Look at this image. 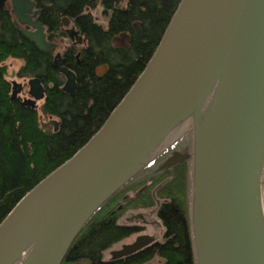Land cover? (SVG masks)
I'll list each match as a JSON object with an SVG mask.
<instances>
[{"label": "water", "instance_id": "obj_1", "mask_svg": "<svg viewBox=\"0 0 264 264\" xmlns=\"http://www.w3.org/2000/svg\"><path fill=\"white\" fill-rule=\"evenodd\" d=\"M6 0H0V11ZM17 27L41 52L54 48L29 14L30 0H11ZM38 11L32 13L36 17ZM66 36L84 42L69 20ZM31 28V30H30ZM62 91L76 95V76L57 53ZM220 90L204 148L192 144L191 231L197 264H264V0H181L142 73L100 129L32 188L0 224V264L27 252L22 264H61L92 214L125 181L132 165L177 120L195 110L212 86ZM23 107L37 110L46 89L27 81ZM23 85L11 82V99ZM53 131L59 122L50 120ZM189 158L173 152L156 171ZM145 167V166H144ZM121 183V184H120ZM202 205L194 234V195ZM111 253L120 260L148 247L143 237Z\"/></svg>", "mask_w": 264, "mask_h": 264}, {"label": "trees", "instance_id": "obj_2", "mask_svg": "<svg viewBox=\"0 0 264 264\" xmlns=\"http://www.w3.org/2000/svg\"><path fill=\"white\" fill-rule=\"evenodd\" d=\"M181 0H36L48 40L62 46L63 65L76 76V95L62 91L54 49L39 51L0 11V224L40 181L69 160L104 124L156 50ZM98 15V17H96ZM84 38L78 46L62 19ZM104 23L102 22L103 20ZM22 60L18 76L38 78L46 89L40 111L56 118L58 131L40 122L38 110L11 99L3 62ZM192 131H185L109 197L80 230L61 264H197L190 225ZM188 148L181 164L156 171L169 152ZM264 198V176H263ZM153 209L165 231L161 241L118 261L104 253L132 228L118 224L134 210Z\"/></svg>", "mask_w": 264, "mask_h": 264}, {"label": "bare ground", "instance_id": "obj_3", "mask_svg": "<svg viewBox=\"0 0 264 264\" xmlns=\"http://www.w3.org/2000/svg\"><path fill=\"white\" fill-rule=\"evenodd\" d=\"M220 90V81H217L207 93L201 104L187 115L177 120L149 149H147L140 158L132 165L130 170L124 175L123 181L135 174L142 167L147 165L152 159L158 156L166 147L176 141L184 131L193 127L195 131V151L196 153L204 148L209 127L213 118L218 93ZM121 184V183H120ZM202 205L197 194L194 195V234L196 241L199 237V216ZM27 252L14 260L11 264H22Z\"/></svg>", "mask_w": 264, "mask_h": 264}, {"label": "rangeland", "instance_id": "obj_4", "mask_svg": "<svg viewBox=\"0 0 264 264\" xmlns=\"http://www.w3.org/2000/svg\"><path fill=\"white\" fill-rule=\"evenodd\" d=\"M96 17H98V15H96ZM103 20V19H101ZM105 20H103L102 22L104 23ZM61 49H62V46L60 47H57V49L55 50V53L56 52H61ZM54 53V54H55ZM4 65L6 66V77H7V80L10 81V83L12 81H15L17 83H20L23 85V90L22 92L20 93L19 95V98L20 99H23V98H29L28 94H27V91H28V87H27V81L30 79V78H27V77H20L18 76V72H19V69L21 68V66L23 65V62L22 60H19V59H13V58H8L5 60V62H3ZM43 104V101L41 102H38V113H39V116H40V122L42 125L46 124V123H49V121L52 119V120H56V118H50V117H47V116H44L41 111H40V107L41 105ZM187 130H190L192 131V136H193V129L191 126H189L185 131ZM184 131V132H185ZM187 151V147H184V149H180L179 151L177 150V152H182L183 150ZM176 152V151H175ZM189 154V153H188ZM171 154L169 153L167 155L166 158H169ZM165 159H163L160 163V165H162V163L165 162ZM159 165V166H160ZM158 166V167H159ZM157 167V168H158ZM191 201H192V193H191ZM190 213H191V206H190ZM144 216H145V219L148 221V224L145 223L146 225V230L145 231H142V233H140L139 235H146V236H150V237H154L156 238V240L158 241H161L162 237H163V234H164V227L161 225L159 219L156 217L155 213L151 212V211H144ZM190 221H191V217H190ZM120 224H128L124 221V219L122 218L120 221H119ZM141 225H143L141 223ZM191 225V224H190ZM135 238V237H134ZM134 238H129L127 239L126 241L120 243V244H116L114 245L111 249L107 250L105 253H104V260L105 261H109L111 256H110V253L112 251H116V250H119L121 248V245H124V244H129L131 243ZM161 262V259L158 258V257H153L148 263L146 264H159Z\"/></svg>", "mask_w": 264, "mask_h": 264}, {"label": "flooded vegetation", "instance_id": "obj_5", "mask_svg": "<svg viewBox=\"0 0 264 264\" xmlns=\"http://www.w3.org/2000/svg\"><path fill=\"white\" fill-rule=\"evenodd\" d=\"M31 2H35L36 3V0H30ZM3 10H6V11H8L9 12V16H10V18H12V20H13V23H14V25L16 26V24L15 23H18V21H17V18H16V16H15V14H14V12H13V10H12V6H11V0H6V2H5V5H4V8H3ZM2 10V11H3ZM38 11V8H37V4H36V7H34L33 9H32V12H31V14H29V17H31V20L32 21H34V20H38L39 21V19H38V15L34 18V17H32V13L34 12V11ZM39 12V11H38ZM17 27V26H16ZM20 30H21V32H22V29H24L25 28V26L24 25H20L19 27H18ZM68 28H72V26H71V24H70V22H69V26H68ZM74 28V27H73ZM30 30H31V28H30ZM62 30L64 31V33H65V30H66V27H64V25H63V22H62ZM45 34H46V38H47V40H48V37H47V30L45 29ZM65 35H66V33H65ZM83 38V37H82ZM69 39V38H68ZM70 40V39H69ZM83 40H84V38H83ZM49 41V40H48ZM71 41V40H70ZM50 42V41H49ZM72 42V44H77L76 43V41H71ZM85 42V41H84ZM84 42H82V44H77L78 46H80V45H83L84 44ZM50 43H52V42H50ZM53 45H54V53H55V50H56V45L54 44V43H52ZM57 53H60L61 54V52H56L55 54H54V57H55V55L57 54ZM62 56V55H61ZM54 57H53V60H54ZM23 90V89H22ZM19 98V97H18ZM20 99V98H19ZM24 99V98H23ZM20 100H22V99H20ZM167 148V147H166ZM165 148V149H166ZM164 149V150H165ZM184 149V148H183ZM163 150V151H164ZM177 150L179 151L180 149H176V148H174V149H172L169 153L170 154H172L173 152H177ZM186 150V149H185ZM188 150V149H187ZM162 151V152H163ZM184 151V150H183ZM161 152V153H162ZM171 156V155H170ZM169 156V157H170ZM191 158L189 159L190 161H191V165H192V152H191V156H190ZM167 159V158H166ZM185 161H187V160H185ZM184 161V162H185ZM184 162H182V163H184ZM179 164H181V163H179ZM144 211H151V212H153V213H155V211L152 209H149V210H134V211H130V212H127L122 218L124 219V221L126 222V223H128V224H126L125 226H129L130 228H132V232H131V234H129L127 237H125L124 239H122L121 241H119V242H117L116 244H120V243H122V242H124V241H126L127 239H131V238H134V240L131 242V243H129V244H124V245H121V248L120 249H122L123 248V246H126V245H131V244H134V243H136L138 240H145L143 237H150V236H146V235H139L140 233H142V231H145L146 229V225H145V223L146 224H148V221L145 219V216H144ZM155 215H156V213H155ZM121 218V219H122ZM120 219V220H121ZM119 220V221H120ZM119 221H118V224H120L119 223ZM141 223L143 224V225H141ZM190 224H191V221H190ZM120 225H124V224H120ZM150 238H152L153 239V241L149 244V246L148 247H150V246H152V245H154V244H156L157 242H158V240H156V238H154V237H150ZM116 244H114V245H116ZM113 245V246H114ZM112 246V247H113ZM111 247V248H112ZM148 247H145V249L146 248H148ZM119 249V250H120ZM116 251H118V250H116ZM113 252V251H112ZM111 252V253H112ZM140 252V251H139ZM138 252V253H139ZM111 253H110V256H111ZM120 260H122V259H120ZM109 261H118V260H111V258H110V260Z\"/></svg>", "mask_w": 264, "mask_h": 264}]
</instances>
